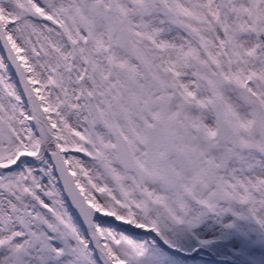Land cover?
I'll use <instances>...</instances> for the list:
<instances>
[{"label":"snow or ice","instance_id":"6c2138e0","mask_svg":"<svg viewBox=\"0 0 264 264\" xmlns=\"http://www.w3.org/2000/svg\"><path fill=\"white\" fill-rule=\"evenodd\" d=\"M0 264H264V0H0Z\"/></svg>","mask_w":264,"mask_h":264}]
</instances>
